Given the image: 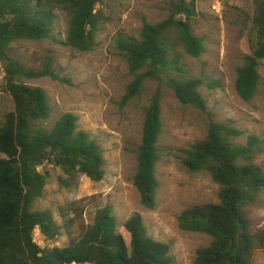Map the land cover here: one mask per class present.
<instances>
[{
    "label": "trees",
    "instance_id": "trees-1",
    "mask_svg": "<svg viewBox=\"0 0 264 264\" xmlns=\"http://www.w3.org/2000/svg\"><path fill=\"white\" fill-rule=\"evenodd\" d=\"M102 2L0 0L2 89L14 107L4 115L0 126V264H173L170 246L148 234L139 214L123 223L127 242L117 231L108 205L97 210L92 223L66 247L42 248L34 241L35 232L45 241H54L61 234V226L50 210H33L46 191L51 172H58L54 179L59 189L69 190L81 176L101 181L104 159L100 146L78 128V119L71 113L62 114L48 130L35 126L50 115L47 96L21 80L48 77L62 81L59 64L51 55L31 64L15 51V46L50 39L59 10L68 19L63 44L78 52L91 51L105 21ZM174 2L166 19L143 23L139 39H117L116 48L134 76L123 103L132 101L146 80L160 82L161 76L172 69L183 73L177 46L194 58L204 52L202 40L191 32L196 0ZM253 5L247 25L253 50L244 56L235 79V92L244 102L256 96L262 83L259 65L264 60V0H253ZM168 85L181 104L205 111L200 79L179 75L169 79ZM162 126L157 92L145 109L133 177L140 203L147 209L154 207L158 189L155 169ZM241 135L231 126L210 122L206 136L182 151V166L190 173H207L219 188L217 203L189 207L177 217L182 231L210 239L206 247L196 251L193 264H252L256 246L264 244V230L256 228L248 215L264 193V171L253 162L255 148L262 142L255 136H249L246 145L232 142ZM59 211L64 227L73 223L64 221L70 212L82 215L74 204Z\"/></svg>",
    "mask_w": 264,
    "mask_h": 264
},
{
    "label": "rangeland",
    "instance_id": "rangeland-1",
    "mask_svg": "<svg viewBox=\"0 0 264 264\" xmlns=\"http://www.w3.org/2000/svg\"><path fill=\"white\" fill-rule=\"evenodd\" d=\"M174 4V0H103L100 8L105 21L89 52H78L63 44L68 19L59 10L50 39L16 44L15 51L31 64L50 55L59 64L62 81L48 77L21 80L29 87L40 88L47 96L50 115L35 126L48 130L62 114L71 113L78 119V128L100 146L104 159L101 181L81 176L69 190L59 189L54 179L58 172H51L46 191L33 210H50L61 226V234L54 241H45L35 232L34 241L40 247H66L70 239L79 237L84 226L92 223L94 213L108 205L117 231L127 242L123 223L139 214L148 234L170 246L173 264H193L196 251L206 247L210 239L204 234L182 231L177 217L189 207L217 203L219 188L207 173L188 172L181 164L182 151L206 136L210 122L225 124L242 133L232 140L235 144L246 145L249 136L262 142L255 148L253 162L264 171V60L259 65L262 83L256 96L244 102L235 92L236 70L253 50L247 29L253 0H196L191 32L202 40L204 52L194 58L177 46L183 73L172 69L161 76L160 82L148 79L132 101L122 102L134 76L116 48L117 39H139L143 23L163 21ZM179 75L201 80L199 92L205 101L204 112L181 104L175 97L168 80ZM2 85L0 72V126L4 115L14 108ZM157 92L163 124L155 169L158 189L154 207L147 209L140 203L133 177L145 109ZM70 204L80 208L82 215L70 212L64 221L73 223L64 227L59 210ZM248 215L256 228L264 230V193ZM252 264H264V244L256 246Z\"/></svg>",
    "mask_w": 264,
    "mask_h": 264
}]
</instances>
